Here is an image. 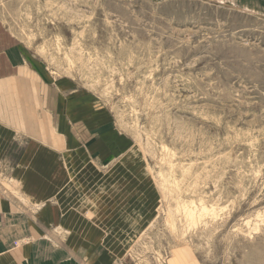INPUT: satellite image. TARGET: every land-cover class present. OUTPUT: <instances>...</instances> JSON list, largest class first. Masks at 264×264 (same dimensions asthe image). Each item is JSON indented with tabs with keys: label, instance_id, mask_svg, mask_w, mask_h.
I'll return each mask as SVG.
<instances>
[{
	"label": "rangeland",
	"instance_id": "374dc122",
	"mask_svg": "<svg viewBox=\"0 0 264 264\" xmlns=\"http://www.w3.org/2000/svg\"><path fill=\"white\" fill-rule=\"evenodd\" d=\"M0 41L37 115L106 119L60 144L63 194L115 202L117 264H264V0H0ZM89 133L113 152L71 159ZM13 141L0 186L26 201Z\"/></svg>",
	"mask_w": 264,
	"mask_h": 264
},
{
	"label": "crops",
	"instance_id": "0c3cea01",
	"mask_svg": "<svg viewBox=\"0 0 264 264\" xmlns=\"http://www.w3.org/2000/svg\"><path fill=\"white\" fill-rule=\"evenodd\" d=\"M14 60L10 57L11 67L0 71V159L11 150L16 134L31 141L15 169V175L23 182L26 201L5 193L0 186V264H117L116 248L107 242L102 245L112 234L109 224L116 218L112 211L115 202L108 199L100 202L96 195L99 188L80 202L67 200L63 194L68 175L78 176L81 170L69 169L66 162L62 163L61 159H68V151L60 144L67 141L69 145L81 144L80 138L86 134L79 132L83 116H92L91 127L106 119L100 114L85 115L80 109L73 110L69 124L61 105L56 109L58 106H52L50 98H47L49 114L37 115L36 97L32 100L20 96L25 89L20 81V66ZM86 114L92 113L87 110ZM96 135L89 133L84 141H95L94 145L86 151L74 148L71 159L82 158L83 152L88 155L113 152L107 135L97 141L93 140ZM78 181L77 191L81 186ZM38 203L43 204L36 210ZM104 208L107 210L103 212ZM91 212L89 219L87 215Z\"/></svg>",
	"mask_w": 264,
	"mask_h": 264
},
{
	"label": "bare ground",
	"instance_id": "6f19581e",
	"mask_svg": "<svg viewBox=\"0 0 264 264\" xmlns=\"http://www.w3.org/2000/svg\"><path fill=\"white\" fill-rule=\"evenodd\" d=\"M168 189V188H167ZM195 215V214H194ZM192 216V215H191ZM195 217V216H194ZM196 218V217H195Z\"/></svg>",
	"mask_w": 264,
	"mask_h": 264
}]
</instances>
